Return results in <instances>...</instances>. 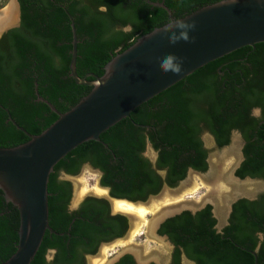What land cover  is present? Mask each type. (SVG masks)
I'll return each instance as SVG.
<instances>
[{"label":"trees","instance_id":"16d2710c","mask_svg":"<svg viewBox=\"0 0 264 264\" xmlns=\"http://www.w3.org/2000/svg\"><path fill=\"white\" fill-rule=\"evenodd\" d=\"M18 1L21 25L0 42V148L30 141L10 116L31 135H39L59 118L46 102L66 113L91 92V86L78 85L70 74V16L79 40L78 75L102 77L113 57L140 37L223 0ZM254 109L261 110L260 117L253 115ZM204 130L220 149L230 145L234 131L240 132L246 159L236 175L264 180V43L202 67L104 132L102 142H86L61 160L49 182L55 233H46L31 264H86L87 255L129 231L127 217L113 215L107 199L87 197L70 211L73 185L61 180V173L76 176L90 165L100 171L101 186L112 197L145 202L165 185L180 184L190 169L208 170ZM149 143L157 153L156 167L145 155ZM217 223L211 205L167 219L159 234L176 246L171 264H181L183 253L196 264H264V238H259L264 236V194L235 203L222 233ZM19 228V211L0 190V264L17 251ZM51 250L53 259H46ZM116 264L137 263L126 254Z\"/></svg>","mask_w":264,"mask_h":264},{"label":"water","instance_id":"95a60500","mask_svg":"<svg viewBox=\"0 0 264 264\" xmlns=\"http://www.w3.org/2000/svg\"><path fill=\"white\" fill-rule=\"evenodd\" d=\"M12 3L20 18L18 1L13 0ZM156 6L168 9L163 3H156ZM70 18L73 32L70 74L78 85L91 86L92 90L66 113L58 112L51 103L40 98L59 118L39 135H31L10 116L13 124L30 141L14 148H0V190L6 202L12 203L20 214L17 251L1 264H31L46 233H55L50 226L49 182L61 160L86 142H102L101 135L104 132L202 67L244 47L264 43V0H223L182 19L172 20L140 37L127 50L113 57L106 65L102 77L93 73L80 77L77 73L78 33L74 19ZM19 22L18 19L16 23L2 29L0 34L19 25ZM185 25L195 27L185 30L182 28ZM181 33L187 37L186 40L180 38ZM173 34L177 35L175 43L170 39ZM169 56L175 57L176 62L181 64L179 74L166 72L161 66V62ZM89 77H94V81H88ZM236 134L239 135L234 131L232 140ZM148 147L152 148V145L149 143ZM152 163L156 167V161ZM210 171L211 169L207 174ZM193 172L194 170H190L189 174ZM233 176L236 178L235 174ZM186 179L180 184L185 183ZM236 181L241 184L254 179L236 178ZM105 189H108L109 199H118L111 196L109 188ZM242 196L239 193L232 201ZM148 200L126 201L145 205ZM109 203L113 215L121 214L113 213L112 202ZM203 208L204 206L196 212ZM184 211V208L168 209L156 216L149 224L152 234L174 247L168 237L159 235L158 230L167 219ZM125 216L129 221L130 217ZM50 252L55 253L54 250ZM126 254H131L136 263L140 264L130 252L122 254L109 264H116ZM183 259L188 260L186 255Z\"/></svg>","mask_w":264,"mask_h":264},{"label":"rangeland","instance_id":"374dc122","mask_svg":"<svg viewBox=\"0 0 264 264\" xmlns=\"http://www.w3.org/2000/svg\"><path fill=\"white\" fill-rule=\"evenodd\" d=\"M12 2L13 0H0V13ZM18 16L17 12L16 20L19 19ZM204 140L206 147L210 150L209 163L211 176H209V173L202 175L190 173L185 183L178 184L175 187L165 185L159 194L149 198L147 204L135 205L134 210L122 211L114 209L113 201L109 199V195L98 191L101 188V173L90 165H85L76 176L61 173L60 179L70 181L73 185V197L70 209H77L87 197H99L112 202L113 213H121L130 217L127 234L122 239L101 245L96 255L87 257L86 264H109L126 252L134 254L140 264L152 262L156 264H169L172 246L168 241L159 239L149 231V224L156 216L168 209L184 208L185 210L196 212L199 208L211 204L214 215L219 221L218 227L221 228L227 219L230 202H232L237 194L242 193L243 196L255 197L264 191V181H245V183L240 184L233 176L240 161L241 141L238 134L234 136L232 143L223 149L217 148L214 140L207 133L204 134ZM225 153L228 155L223 157ZM145 155L152 162L157 159V153L150 147L147 148ZM215 172L216 174H214ZM160 174L163 178L166 177L164 171H160ZM228 176L232 179L233 183L228 182L229 180L226 179ZM209 177L211 178L208 179ZM235 184H239V186ZM82 191H84V195L79 199V193ZM139 208H144L145 212L141 214L137 211ZM53 257L54 253L49 252L48 259L52 260ZM183 264L192 263L183 259Z\"/></svg>","mask_w":264,"mask_h":264},{"label":"flooded vegetation","instance_id":"af4514ba","mask_svg":"<svg viewBox=\"0 0 264 264\" xmlns=\"http://www.w3.org/2000/svg\"><path fill=\"white\" fill-rule=\"evenodd\" d=\"M18 1V0H17ZM18 3H19V1H18ZM19 5H20V3H19ZM101 9L102 10H104V7H101ZM16 18H17V15H16V17H15V20L14 21H16ZM19 20H20V22H19V25H17V26H13V27H10V28H8L6 31H4L2 34H0V42H2L4 39H5V37H6V35L11 31V30H13V29H15V28H19L20 27V25H21V7H20V18H19ZM13 21V22H14ZM12 22V23H13ZM4 28V27H3ZM2 30V29H1ZM260 110V109H259ZM254 115V114H253ZM255 117H260L261 116V110L259 111V112H257L255 115H254ZM205 133H207V134H209V136L210 137H212V139L214 140V142H215V144H216V147L217 148H219L218 147V145H217V142H216V139H215V137L208 131V130H204V132H203V134H202V140H203V142H204V145H205V140H204V134ZM239 133V136H240V141H241V150H240V161H239V164H238V166H237V168H236V170H235V176H236V178H239L237 175H236V172H237V170L241 167V165L243 164V162L245 161V159H246V156H245V153H244V147H245V145H246V142H245V139L243 138V136H242V134L240 133V132H238ZM232 138H233V133H232V136H231V143H232ZM230 143V144H231ZM205 148L209 151V156H210V150L206 147V145H205ZM220 149V148H219ZM223 149V148H222ZM209 156H208V160H207V162H208V165H209V167H208V170L210 169V163H209ZM190 170H194V169H190ZM190 170H189V172H190ZM208 170L206 171V172H198V171H196V170H194V172L193 173H198V174H206L207 172H208ZM165 172V171H164ZM189 172H188V175H189ZM166 173V172H165ZM188 175H187V177H188ZM209 176H211V174L209 173ZM247 178H251V177H247ZM247 178H245V179H247ZM252 179H254V180H261V181H264V180H262V179H255V178H252ZM243 193H245V192H243ZM261 194H264V191H262V192H260L259 194H257L255 197H250V196H242V197H240L238 200H236V201H232V202H230V208H229V212H228V216H227V219L225 220V222L223 223V225L221 226V228H219L218 227V223H219V221H218V219L216 218V216H215V218L217 219V221H218V223H217V226H216V228H217V230H218V232L219 233H222L223 232V230L227 227V226H229V224H230V218H231V215H232V212H233V205L235 204V203H237L239 200H241V199H247V200H250V201H254V200H257L258 198H259V196L261 195ZM245 195V194H244ZM208 205H211V204H207L206 206H208ZM206 206H204V208L206 207ZM212 206V205H211ZM214 214V213H213ZM158 233H159V230H158ZM160 235V234H159ZM161 236V235H160ZM163 236V235H162ZM166 237H168V236H166ZM259 238H260V240H263V238H264V236L262 235V234H260L259 235ZM168 240L171 242V240L169 239V237H168ZM108 243H110V242H108ZM108 243H103V244H108ZM172 243V242H171ZM102 244V245H103ZM173 244V243H172ZM174 245V244H173ZM175 250H176V246L174 245V247H172V253H171V258H170V263L169 264H171L172 262H173V260H174V253H175ZM55 254V253H54ZM96 255V254H95ZM185 254L183 253L182 254V263L181 264H183V256H184ZM88 256H94V255H87L86 257H85V261H87V257ZM187 257V256H186ZM188 262H190V263H192V264H196L194 261H191V260H187ZM152 263H154V262H152ZM151 264V263H150ZM154 264H156V263H154Z\"/></svg>","mask_w":264,"mask_h":264},{"label":"bare ground","instance_id":"6f19581e","mask_svg":"<svg viewBox=\"0 0 264 264\" xmlns=\"http://www.w3.org/2000/svg\"><path fill=\"white\" fill-rule=\"evenodd\" d=\"M16 15H17V11H16V8H15V5H14V3H12V4H10L4 11H2L1 13H0V31H1V29L4 27V26H6V25H11V24H14V23H16V21H14L15 20V17H16ZM17 19V18H16ZM14 21V22H13ZM13 22V23H12ZM8 25V26H9ZM7 27V26H6ZM6 27H4V28H6ZM3 28V29H4ZM234 152V151H233ZM226 155H228L227 153H225V154H223V157H225ZM233 156V155H232ZM222 158V157H221ZM213 171V170H212ZM212 173V172H211ZM214 174H216V172L214 173ZM223 175V174H222ZM211 177H209L208 179H210ZM212 178H213V176H212ZM226 179H228L229 181L228 182H232L233 183V181H232V179L228 176V178H226ZM225 179V180H226ZM212 180V179H211ZM210 180V181H211ZM217 181V180H216ZM226 182V181H225ZM187 183V182H186ZM227 183V182H226ZM230 184V183H229ZM236 186H239V184L237 185V184H235ZM237 188V187H236ZM238 189V188H237ZM97 191V190H96ZM100 193H103V194H106L107 193V195H109V192H108V189H105V188H99V190H98ZM214 193V192H213ZM84 195V191H82V192H80L79 193V196H78V198L79 199H81L82 198V196ZM102 195V194H101ZM221 197V196H220ZM219 197V198H220ZM111 199V198H110ZM112 201H113V204H114V209L115 210H134V207H136L135 206V204L134 203H131V202H128V201H126V200H119V199H111ZM139 207V206H138ZM143 207V206H142ZM146 209V208H145ZM138 212H140L141 214H143V212H145V210H144V208H139L138 210H137ZM149 231H151V228H149ZM150 233H152V232H150ZM123 241V240H122ZM107 248V247H106ZM106 251V250H105Z\"/></svg>","mask_w":264,"mask_h":264},{"label":"clouds","instance_id":"9594fccd","mask_svg":"<svg viewBox=\"0 0 264 264\" xmlns=\"http://www.w3.org/2000/svg\"><path fill=\"white\" fill-rule=\"evenodd\" d=\"M189 27L191 28H194L195 26L192 25V26H182L183 29L187 30ZM180 38H183V39H187V37L185 35H183V33L180 34ZM170 39L172 40L173 43L176 42L177 40V35L176 34H173ZM161 66L163 67V69L167 72V71H171L173 73H176V74H179L181 72V64L179 62H176V58L175 57H167L166 59H164L162 62H161ZM260 110L259 109H254L253 110V114L255 115L257 112H259ZM73 210V209H70V211ZM46 259H48L46 257Z\"/></svg>","mask_w":264,"mask_h":264}]
</instances>
